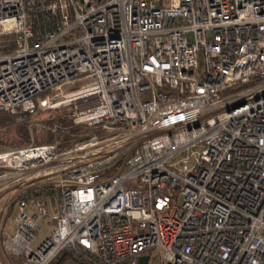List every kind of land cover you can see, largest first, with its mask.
Returning a JSON list of instances; mask_svg holds the SVG:
<instances>
[{"label": "built area", "instance_id": "obj_1", "mask_svg": "<svg viewBox=\"0 0 264 264\" xmlns=\"http://www.w3.org/2000/svg\"><path fill=\"white\" fill-rule=\"evenodd\" d=\"M0 113L21 264H264V0H0Z\"/></svg>", "mask_w": 264, "mask_h": 264}, {"label": "trees", "instance_id": "obj_2", "mask_svg": "<svg viewBox=\"0 0 264 264\" xmlns=\"http://www.w3.org/2000/svg\"><path fill=\"white\" fill-rule=\"evenodd\" d=\"M249 85V84H247ZM246 85V86H247ZM34 118L33 115L28 116L23 121H16L12 116L7 113H0V143L4 145H12L11 147H19L25 145L27 141L26 126L27 123ZM47 123H50V119H46ZM10 132V142L6 137ZM16 138L14 139L13 138ZM9 144V145H8ZM12 264H17L18 259L12 258ZM51 264H89L76 258L71 252L63 251Z\"/></svg>", "mask_w": 264, "mask_h": 264}, {"label": "rangeland", "instance_id": "obj_3", "mask_svg": "<svg viewBox=\"0 0 264 264\" xmlns=\"http://www.w3.org/2000/svg\"><path fill=\"white\" fill-rule=\"evenodd\" d=\"M33 116H34V119H37V118H40V117H44L45 115H42V116L33 115ZM43 134H44V132L39 131V136H40L39 140H41V141H43V139H42L43 138L42 137ZM13 138H14V136H13ZM6 139H7L8 142H10V140H11L10 139V132H8ZM14 139H16V138H14ZM9 146H12V145H9ZM7 223H8V221H7ZM47 226H43L44 231L41 232L38 235V239H42V238H44L46 236V234L48 233V227ZM0 258H2L4 260L5 264H12L11 260H14V259H12V257H10L7 254H5L4 251L1 248H0ZM17 261H18L17 264H21V262L19 260H17Z\"/></svg>", "mask_w": 264, "mask_h": 264}, {"label": "water", "instance_id": "obj_4", "mask_svg": "<svg viewBox=\"0 0 264 264\" xmlns=\"http://www.w3.org/2000/svg\"><path fill=\"white\" fill-rule=\"evenodd\" d=\"M148 257L147 256H139L138 264H147Z\"/></svg>", "mask_w": 264, "mask_h": 264}]
</instances>
